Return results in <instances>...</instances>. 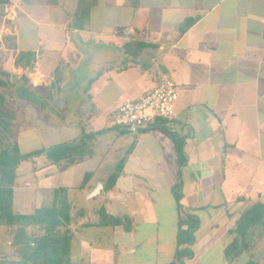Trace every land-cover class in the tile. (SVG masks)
<instances>
[{
	"label": "crops",
	"instance_id": "obj_1",
	"mask_svg": "<svg viewBox=\"0 0 264 264\" xmlns=\"http://www.w3.org/2000/svg\"><path fill=\"white\" fill-rule=\"evenodd\" d=\"M3 3L0 26L8 11L15 19L0 35L9 56L0 69L29 90L7 97L13 141L27 153L67 144L82 153L63 169L44 154L21 161L13 217L68 205L70 255L83 264H171L186 216L198 227L185 264L264 260L259 229L224 255L241 214L264 206V0ZM161 75L177 87L174 116L111 127L121 102ZM42 101L62 103L53 120Z\"/></svg>",
	"mask_w": 264,
	"mask_h": 264
},
{
	"label": "trees",
	"instance_id": "obj_2",
	"mask_svg": "<svg viewBox=\"0 0 264 264\" xmlns=\"http://www.w3.org/2000/svg\"><path fill=\"white\" fill-rule=\"evenodd\" d=\"M2 3L3 0H0V5L4 4ZM23 57L21 55L19 60H25ZM11 79L12 75L0 69V225L13 227L9 245L13 249L14 255V260L5 261H13L18 264H83L75 262L70 255L69 224L71 217L68 205L39 209L33 215L20 217L18 220L11 215L12 186L17 165L21 161L44 154L54 164L63 163L61 167L63 169L79 161L82 155L80 148L71 144L59 145L26 156L20 155L13 141L12 121L14 115L9 108L7 97L11 96L8 90L13 87L16 96L20 99H23L29 90L24 86L17 87L15 82H11ZM19 79L27 81L24 75H21ZM112 180L109 186L113 184ZM175 196L178 200L179 195L175 193ZM183 226L186 227L185 230H182ZM197 227V219L191 216H186L179 222L177 236L179 249L171 264H185V259L192 258L189 246L193 243ZM257 229L264 231V206L261 204H255L241 214L234 230L237 235L236 239L225 249V257L237 253L240 247H245L246 238L256 234ZM261 231H258L259 236ZM241 250L237 253L238 255ZM252 264H264V260Z\"/></svg>",
	"mask_w": 264,
	"mask_h": 264
},
{
	"label": "built area",
	"instance_id": "obj_3",
	"mask_svg": "<svg viewBox=\"0 0 264 264\" xmlns=\"http://www.w3.org/2000/svg\"><path fill=\"white\" fill-rule=\"evenodd\" d=\"M12 11L6 12L0 26V35L8 32L7 22L13 23ZM8 26V27H7ZM177 87L167 76L161 75L157 86L137 99L125 98L110 119V126L136 130L154 124L158 119L174 116Z\"/></svg>",
	"mask_w": 264,
	"mask_h": 264
},
{
	"label": "rangeland",
	"instance_id": "obj_4",
	"mask_svg": "<svg viewBox=\"0 0 264 264\" xmlns=\"http://www.w3.org/2000/svg\"><path fill=\"white\" fill-rule=\"evenodd\" d=\"M9 59L8 53H0V65H2L5 61ZM9 61V60H8ZM92 61V57L90 62ZM87 63H82V66L80 69H83L86 66ZM90 64V63H89ZM89 66V65H88ZM82 73H78L77 77L75 78V83H80L81 79L85 76V71H81ZM73 83V80L71 81ZM74 89V91L77 90L74 86L72 87V84H69L68 90ZM8 92L10 95L13 94V90L9 89ZM65 104V102H64ZM62 103H51L49 101H42L40 104L37 106L40 107L39 109H43V111H46L45 115V120H53V115L51 114L53 111H55L54 107L55 106H61ZM20 155L26 156L30 153L33 152H26L27 148L20 146ZM35 152V151H34ZM16 213V211H14ZM15 216V214H14ZM16 217V216H15ZM20 217H16V220H18ZM91 234V233H90ZM13 235V227L7 226V225H0V261H5V260H14V255H13V249L9 245L10 238H12ZM9 237V238H8ZM90 237V236H89ZM257 238V237H256ZM20 239V238H18Z\"/></svg>",
	"mask_w": 264,
	"mask_h": 264
},
{
	"label": "water",
	"instance_id": "obj_5",
	"mask_svg": "<svg viewBox=\"0 0 264 264\" xmlns=\"http://www.w3.org/2000/svg\"><path fill=\"white\" fill-rule=\"evenodd\" d=\"M0 264H18V263L13 261H0Z\"/></svg>",
	"mask_w": 264,
	"mask_h": 264
}]
</instances>
